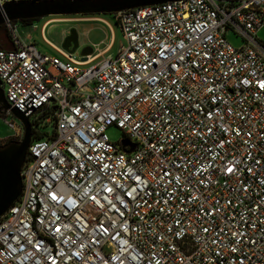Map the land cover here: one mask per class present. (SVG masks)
Returning a JSON list of instances; mask_svg holds the SVG:
<instances>
[{"label":"built area","instance_id":"2783aa9c","mask_svg":"<svg viewBox=\"0 0 264 264\" xmlns=\"http://www.w3.org/2000/svg\"><path fill=\"white\" fill-rule=\"evenodd\" d=\"M10 1L26 0L0 8ZM113 14L125 43L107 55L99 18L110 43L81 59L5 23L0 80L33 136L0 217V264H264V0ZM19 122H7L18 142Z\"/></svg>","mask_w":264,"mask_h":264},{"label":"water","instance_id":"95a60500","mask_svg":"<svg viewBox=\"0 0 264 264\" xmlns=\"http://www.w3.org/2000/svg\"><path fill=\"white\" fill-rule=\"evenodd\" d=\"M181 0H40L10 1L0 8V26L6 21L21 22L26 19H40L48 16H70L91 14H113L124 10L143 6L157 5ZM79 47L78 33L75 29L63 42V48L74 53ZM93 53L92 46L82 50V56ZM85 59V58H84ZM0 106L2 110H10L22 122L24 136L20 142L11 143L0 149V217L13 205L22 194L23 182L21 170L26 160L33 136L30 116L25 112L12 108L7 102L2 81L0 80ZM128 145V142H124ZM133 150V147L130 151Z\"/></svg>","mask_w":264,"mask_h":264},{"label":"rangeland","instance_id":"374dc122","mask_svg":"<svg viewBox=\"0 0 264 264\" xmlns=\"http://www.w3.org/2000/svg\"><path fill=\"white\" fill-rule=\"evenodd\" d=\"M99 15V14H96ZM103 19H106L112 26L113 33L115 35V45L111 53H116V51L125 43L123 39V33L116 21L114 20V14H100ZM65 16V15H61ZM70 16H81L70 15ZM48 17H43L36 19L31 25H23L21 22H17L19 36L24 42H34L38 49L46 54L55 56L59 59L64 60L62 54L51 44L47 42V38L50 42L56 46L63 48V42L65 38L70 34L72 29H75L78 33L79 47L73 53L75 59L82 58V50L86 46H92L96 51H99L106 47V43L111 40L112 31L111 28L103 21H89L80 20L78 18L70 17L64 18L62 20L51 21L48 23L46 28L43 25L46 23ZM90 18V17H87ZM5 25V24H4ZM5 28L8 29L7 26ZM9 30V29H8ZM228 41L235 47H240L246 43L245 38L232 29H229L226 33ZM258 37L264 40V29L260 30ZM3 42V41H2ZM5 47L11 48V35L9 40H4ZM4 92L7 90L5 85H2ZM9 121H14L17 125H20L19 120L14 115L0 116V143L4 144L9 139H14V131L7 124ZM107 134L111 141H119L123 137V131L115 125L109 126L107 128Z\"/></svg>","mask_w":264,"mask_h":264},{"label":"trees","instance_id":"16d2710c","mask_svg":"<svg viewBox=\"0 0 264 264\" xmlns=\"http://www.w3.org/2000/svg\"><path fill=\"white\" fill-rule=\"evenodd\" d=\"M70 17H74V18L99 17V18H102V15L91 14V15H81V16H50L47 19V21H49L51 19H64V18H70ZM34 21L35 20H33V19H26V20H22L21 23H23V25H31V24H33ZM9 39H10V31L7 28H5V25H1L0 26V49H10V48L5 47V42H4V40L7 41ZM4 115H5V112L2 110V108L0 106V116H4ZM46 117H47V115H44L42 118H46ZM44 135H45V131H41V132H39V134L36 135V137L42 138V137H44ZM16 142H18V141L14 140V139H9L4 144L0 143V149L6 147L7 145H9L11 143H16Z\"/></svg>","mask_w":264,"mask_h":264},{"label":"crops","instance_id":"0c3cea01","mask_svg":"<svg viewBox=\"0 0 264 264\" xmlns=\"http://www.w3.org/2000/svg\"><path fill=\"white\" fill-rule=\"evenodd\" d=\"M97 18H99V17L78 18V19H80V20H89V21H97ZM65 19H66V18H65ZM102 19H103V18H102ZM54 20H62V19H51V21H54ZM105 20H106V19H105ZM49 21H50V20H49ZM51 21H50V22H51ZM110 26H111V24H110ZM43 28H46V27H44V25H43ZM114 41H115V35H114ZM108 43H110V42H108ZM108 43H106V45H107ZM54 45H55V44H54ZM114 45H115V43L112 44L110 50L107 52V55H108V54H114V53H111V51L114 49ZM104 49H105V48H104ZM104 49H102L101 51H104ZM99 52H100V51H99ZM95 53H98L97 48H96Z\"/></svg>","mask_w":264,"mask_h":264},{"label":"snow or ice","instance_id":"6c2138e0","mask_svg":"<svg viewBox=\"0 0 264 264\" xmlns=\"http://www.w3.org/2000/svg\"><path fill=\"white\" fill-rule=\"evenodd\" d=\"M261 87H264V84H262ZM228 170L231 171L232 169H228ZM137 179H138V178H137ZM52 199L55 200V199H56V196L53 195V196H52ZM93 199H95V197H93ZM58 230H59V229H58ZM105 231H106V230H105ZM37 247H38V246H37Z\"/></svg>","mask_w":264,"mask_h":264},{"label":"bare ground","instance_id":"6f19581e","mask_svg":"<svg viewBox=\"0 0 264 264\" xmlns=\"http://www.w3.org/2000/svg\"><path fill=\"white\" fill-rule=\"evenodd\" d=\"M97 20H99V18H97ZM51 21V20H50ZM54 21H56V20H54Z\"/></svg>","mask_w":264,"mask_h":264}]
</instances>
